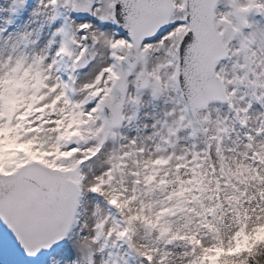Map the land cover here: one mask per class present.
<instances>
[{"label":"snow or ice","instance_id":"obj_1","mask_svg":"<svg viewBox=\"0 0 264 264\" xmlns=\"http://www.w3.org/2000/svg\"><path fill=\"white\" fill-rule=\"evenodd\" d=\"M10 5L0 264L264 260V0Z\"/></svg>","mask_w":264,"mask_h":264},{"label":"rangeland","instance_id":"obj_2","mask_svg":"<svg viewBox=\"0 0 264 264\" xmlns=\"http://www.w3.org/2000/svg\"><path fill=\"white\" fill-rule=\"evenodd\" d=\"M253 19H254V21L255 22H258V23H260V24H262V25H264L263 24V21H264V18H258V17H256V16H254L253 17ZM0 55H2V56H7L9 53H11L12 52V50H13V46H7V44L4 42V40H2V39H0ZM228 69H229V71L231 70V66H229L228 67ZM162 102H164V101H162ZM147 104V103H146ZM148 107V106H147ZM156 109V108H155ZM146 111H147V109H146ZM222 111L223 112H226L227 111V108L226 107H223L222 108ZM161 112H163V110H161V111H158V109H156V110H154L153 112H152V114L150 115V117H154V116H156L157 114H159V113H161ZM151 126L149 125V128H150ZM142 132H143V136H145L146 135V132L142 129ZM134 134H136L135 132H134ZM188 143H190V141H188V140H186V139H184L183 137L181 138V143H180V147L182 146V147H184V146H186ZM200 147H203V143L201 142L200 143ZM252 254V256H253V258L255 259L256 258V256L257 255H260V256H264V249H262L261 250V252H259V253H251ZM257 264H264V260H258L257 261Z\"/></svg>","mask_w":264,"mask_h":264}]
</instances>
